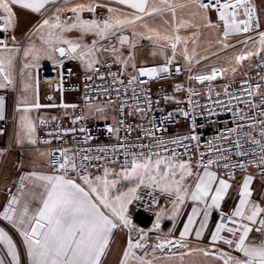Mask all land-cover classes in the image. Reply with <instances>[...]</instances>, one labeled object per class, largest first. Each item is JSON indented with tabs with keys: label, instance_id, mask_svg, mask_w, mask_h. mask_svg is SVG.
I'll list each match as a JSON object with an SVG mask.
<instances>
[{
	"label": "crops",
	"instance_id": "crops-1",
	"mask_svg": "<svg viewBox=\"0 0 264 264\" xmlns=\"http://www.w3.org/2000/svg\"><path fill=\"white\" fill-rule=\"evenodd\" d=\"M130 2H134V0H130ZM168 3L173 6L172 9L166 8L163 13H154L152 16L139 13L136 9L129 7L127 3L120 4L116 0H69L68 3H65V0H55L54 3L47 4L40 13H33L19 7L15 8L17 15L13 20L12 27L8 29L9 35L4 37L0 33V37L4 38V44H0V58L12 61L10 65H5V73L11 83L0 76V83L5 85L0 88V92L8 93L7 97H0L3 100V118L0 120H9L1 138L6 143L14 144L15 147L4 157L6 163L9 162V168L4 169L0 175V213L3 212L4 207L13 197H16L19 202L14 207L22 208L24 204H28L30 209L35 210L40 206L41 194L44 192L43 187H41L43 182L30 177L31 173L35 172L39 175L63 174L62 171H54L48 166V149L33 148L35 144L28 148L36 150V153H29L30 150L23 149L27 137L25 131L27 123L30 122L35 129L32 136L34 140H37L36 126L41 121L66 120L69 110L60 108L59 104L62 101L66 103L75 98L70 94L61 97L54 86L37 84L35 81V67L54 64L59 61L58 52L49 53V45L44 43L49 38L50 30L47 27L38 30L43 19L59 14L61 25L65 27L72 23L78 25L76 28L63 32L60 29L51 30L62 40L81 45L76 53H71L78 55L76 58L78 61L77 72L88 69L89 62L94 64L105 58H112L116 64L121 65L127 74H133L138 67L170 61L194 69L221 67L226 72L227 78L240 79L253 70V56L264 53V45L259 43V38L255 39V42L248 41L245 44L243 43L245 39L238 34L230 35L229 38L223 37L219 26L215 23L213 14L200 9L193 0H168ZM77 4L86 6L85 10L80 12V16L87 11L88 6L103 8L107 13L109 23H112L114 27L101 33L100 29L103 28L101 26L84 30L79 26L80 21L78 20L65 21L64 15L70 12L68 9ZM257 4L261 30L264 31V0H257ZM154 5L164 7L160 4V0H149V7ZM57 8H61L63 11L57 13ZM109 8L114 9V11L109 12ZM173 10L175 15H173ZM136 16H141L142 19L137 20ZM117 20H132L133 22L127 26H116ZM122 28H127L128 31L126 42L121 43L120 38L123 36H118L113 42L105 39L111 32ZM177 36L180 37L179 41L175 39ZM141 42H144V45ZM173 43L176 44L175 50L171 47ZM225 45L230 46L225 47ZM53 47H63L67 50L69 45L54 43ZM258 49L259 51H257ZM249 51L253 55L248 56ZM26 52L27 55H25ZM89 52L91 55L88 54ZM81 53L84 54L83 59ZM238 55H243L246 58L237 63L235 57ZM230 62H234L235 67L230 66ZM21 63L29 67L22 69ZM37 103L40 105L39 108L34 107ZM106 168L110 172H121L115 167ZM104 169L92 173L89 178L94 180L96 176L103 177ZM219 174L231 185L224 200L221 201L220 208L232 206L234 210L239 201L240 187L246 176L252 177L250 182L252 196L250 199L264 206V177H258L251 171L238 174L231 179L220 172ZM68 175L74 178L70 173ZM22 177L25 179H21ZM107 178L109 180L119 179L115 175H109ZM17 179L22 180L23 184L20 188L15 189L13 181ZM76 182L84 186L83 180H76ZM189 184H193V180H189ZM132 187H136V183L119 179L116 188L110 192V196L119 195L121 192L127 193L128 189ZM134 200L128 205L127 212L132 221V230L130 231L128 228L114 230L110 237L109 247L102 257V264H120L128 237L131 236L135 239L141 230L145 231L151 242L160 243L165 239H178L179 232L183 229L184 223L187 222V217L192 208L194 206L202 208V206L194 205L192 201L186 200L183 205H179V213L173 215L174 207L166 210L165 205L162 204L157 213L160 215L159 228H156L157 215L150 218L144 214L135 213L132 209ZM217 210L209 209L207 226L203 229L200 237H196L195 231H192L183 241L185 247L157 249V253L154 254V263L170 264L168 257L174 256L177 252L183 254L184 258L182 257L181 261L175 260L173 264H178V261L179 264H197L206 261L224 264L221 253L240 255L228 245L219 241L216 243L211 241L212 232L218 222ZM203 219V215L197 216V222L192 226L193 229L200 228L199 222ZM255 227H259V225L257 224ZM0 229L7 232L13 243L17 245L18 264H31L23 243V237L20 236L13 223L0 216ZM221 235L230 239L233 238L227 232H222ZM250 241L259 243V232L253 230L250 233ZM146 249H149L148 246ZM205 251L212 254L205 255ZM147 253L150 255L149 250L145 253L142 249L137 255L146 258ZM0 259L5 260V264H11V257L7 256V249L2 244H0ZM138 263L139 261L132 258L128 262V264Z\"/></svg>",
	"mask_w": 264,
	"mask_h": 264
},
{
	"label": "snow or ice",
	"instance_id": "snow-or-ice-1",
	"mask_svg": "<svg viewBox=\"0 0 264 264\" xmlns=\"http://www.w3.org/2000/svg\"><path fill=\"white\" fill-rule=\"evenodd\" d=\"M55 0H0V21H3V27H0V32L7 31L13 25V20L16 17L15 8L30 10L33 13H40L42 9L49 3H54ZM69 0H65L68 3ZM120 4H128L129 7L136 9L139 13L146 16H152L154 13H163L166 8L172 9L173 6L168 3V0H160L161 6L149 7V0H116ZM197 3L200 9L206 12L214 11L217 14L218 20L222 22V35L229 37L234 34H248L253 31L258 32L259 43L264 45V31H258V21L253 23L254 9L248 4V0H193ZM84 4H77L75 7L68 9V11L75 14L76 20L80 21V27L84 30H91L98 28L97 21L80 20V12L85 10ZM241 9L243 10L241 14ZM87 11H94L95 8L88 6ZM63 11L57 8L56 12ZM109 12L114 9L109 8ZM173 15H175L173 10ZM246 17V18H242ZM111 19V18H109ZM137 20L142 19L141 16H136ZM61 17L55 14L51 18L43 19L38 26V30H43L47 27L50 31L48 39L44 41L49 45V53L58 52L61 57L68 53H76L81 47L79 44H73L70 41L62 40L60 36L56 35L54 29H60L61 32L68 31L72 28L78 27L77 24L72 23L67 25L60 24ZM132 20H117L116 26H127L131 24ZM114 25L105 20L101 33L112 29ZM14 39V37H13ZM167 39V37H165ZM176 41L180 37H175ZM121 43L127 41V37L120 38ZM254 41L252 36H248L243 43ZM4 41L0 39V44ZM54 43L68 44L67 53L63 47H53ZM230 45H225L229 47ZM173 50L176 44L171 45ZM259 51V49L257 50ZM91 55V52L88 53ZM27 55V52L25 53ZM248 56L253 55L251 51L247 53ZM84 54L81 53L83 59ZM246 57L238 55L235 57L236 62L239 63ZM12 61L0 58V75L8 83H11L8 75L5 73V65H10ZM93 62H89L88 67L92 68ZM28 67V65H25ZM167 68H152L140 69V76H154L157 72H166ZM235 71V69H233ZM217 69H213L210 75H198L195 77L198 81L213 80L217 76ZM135 80V77L133 78ZM133 80H130L131 84ZM144 83V81H140ZM5 85L0 83V88ZM243 102V101H241ZM249 101V107H251ZM34 107L39 108L37 103ZM75 107V105H73ZM3 100L0 99V119L2 116ZM140 111L141 109H137ZM187 115V114H186ZM241 119H244L243 113L240 114ZM264 115V113H261ZM248 119H252L248 117ZM43 123V121H42ZM256 129L255 122L248 125H238V128ZM26 135L30 142L35 143L31 139L32 133L35 131L31 123L25 125ZM112 131V129H109ZM152 133L146 132L145 135ZM245 135H249L245 133ZM259 135L264 139V120L259 121ZM192 140H197L196 136L191 137ZM221 139H227L222 136ZM250 141L253 145H259L260 140L255 136H250ZM172 143L179 144L185 148V153H178L175 149L170 151L169 155H164L162 152H152L145 154L144 152L129 153L125 150L126 155H131L130 162L126 161L121 166V172H110L108 168L104 169V176H96L94 180L89 176H82L81 170H86V165L81 163L79 166L74 160L65 152L63 162L59 163V169L63 174L56 175H39L35 172L30 174L36 180L43 182L44 192L41 194L40 206L35 210L30 209L28 204H24L22 208L14 207L19 202L16 197L8 201V205L4 207L3 213L0 216L3 219L9 220L16 227L20 236L23 237V243L27 249V255L30 258L31 264H102V257L106 249L109 247L110 237L114 230L118 228H128L132 230V221L129 219L128 205L133 199L139 198L137 191L141 186L159 190L161 193L174 197L173 207L176 215L179 213V205H183L186 200H190L194 205L191 213L187 217V222L184 223L183 229L179 232V238L175 240L165 239L160 243L154 245L157 249L165 247H185L183 241L188 235L195 231L196 237L202 235L203 229L207 226V217L209 209H220L221 201L224 200L225 194L231 187L228 180L224 179L218 171H213L211 168L215 165L217 169L224 168L231 171L232 168L239 167L244 169L243 163L229 164L227 161L229 157L227 150L217 149L219 155L216 159L208 158L205 160L203 154L193 162L191 158L188 160L181 159L182 155H187V145H184L180 139L173 140ZM209 145L214 142L209 141ZM129 148L134 146H128ZM141 148L148 147L141 145ZM162 149L163 152H168V148L163 141H158L154 146ZM234 148L237 149L235 155L243 156L245 151L242 143L237 140L234 143ZM93 159L89 156H82V161H90ZM223 160L225 163L221 164ZM261 163L264 164V155L261 156ZM76 171L77 176H80L84 181V186L77 183L74 178L68 175L69 171ZM109 175H115L119 179L127 180L136 183V187L128 189L127 193L121 192L119 195L110 196V192L116 188L119 179L109 180ZM21 179H25L22 177ZM231 179V177H230ZM189 180H193V184H189ZM251 176H246L243 184L239 190V201L230 214L221 212V219L216 223L215 230L212 232L211 241H217L233 248L236 253L240 255L234 256L229 253H221V258L224 264H264V240L259 243L250 241V233L255 230L264 233V206L252 201L250 198L252 192L250 190ZM151 195V193H150ZM210 201V202H209ZM203 215L200 228L193 229V225L197 222L196 217ZM160 215L157 214L156 228H159ZM259 227H255V225ZM222 232L231 234L233 238L222 236ZM147 239V234H141L135 240L129 236L126 242V247L123 251L120 264H128L129 259L139 261V264H150L145 261L143 256L137 255L135 249H144L147 252L146 246L141 241ZM0 244L7 249V256L11 257V264H18L17 259V245L7 232L0 229ZM205 255L212 253L205 251ZM0 264H5V260L0 259Z\"/></svg>",
	"mask_w": 264,
	"mask_h": 264
},
{
	"label": "built area",
	"instance_id": "built-area-1",
	"mask_svg": "<svg viewBox=\"0 0 264 264\" xmlns=\"http://www.w3.org/2000/svg\"><path fill=\"white\" fill-rule=\"evenodd\" d=\"M248 4L254 9L253 23L258 21V31H262L257 0H248ZM94 8V11H86L81 15L80 20H95L103 27L104 21L108 20L107 13L103 8ZM242 12L241 9V14ZM211 13L222 35V22L214 11ZM64 20L75 21V14L67 12ZM3 23L0 21V27H3ZM0 33L6 37L9 30ZM238 35L245 40L248 36H252L254 40L259 38L257 31ZM118 36L127 37V28L111 32L105 39L113 42ZM0 39L4 41V38ZM141 44L144 45V42ZM77 56L71 53L63 57L59 55L58 62L34 68L37 84L54 86L61 97L65 94L75 97L59 104L60 108L69 110L66 120L41 121L36 126L37 141L33 148L49 150L48 166L52 170L62 171L58 162H63L65 152L77 166L81 163L86 165V170H81L82 176H90L106 167L121 170V166L132 159L131 155L125 154L126 149L129 153L147 154L151 150L164 155H169L175 149L183 154L185 148L172 143L173 140L180 139L188 146V154L182 155L181 159L191 158L195 162L201 154L205 160L216 159L219 155L217 149H230L227 152V162L230 165L243 163L244 169L236 167L228 171L222 167L217 169L215 165L211 169L227 177L250 171L258 177H264V164L261 163L264 139L259 135V121L264 120V115H261L264 113V53L253 56V70L240 79L227 78L221 67L194 69L170 61L138 67L133 74H127L112 58H105L94 63L92 68L77 72ZM20 66L25 68L24 63ZM152 68H167V71L157 72L152 77L139 75L140 69ZM213 69L218 70L215 79L203 82L195 79L198 75H210ZM130 80H133L131 84ZM7 96V92H0V97ZM241 113L244 119H241ZM103 116L105 118L100 119ZM8 122L9 120H0V134L4 132ZM253 122L257 124L255 130L238 128V125L246 126ZM146 132L152 134L145 135ZM245 133L255 136L261 143L253 145L250 136ZM192 136L198 139L192 140ZM222 136L227 139H221ZM237 140L243 145L246 153L243 156L235 155L237 149L234 148V143ZM158 141H163L169 151L163 152L154 147ZM209 141L214 143L209 145ZM130 145L134 147L129 148ZM141 145L148 147L141 148ZM82 156L93 159L82 161ZM220 163L225 161L221 160ZM69 173L76 180L82 181L76 171L70 170ZM22 184L20 179L13 181L15 189ZM137 196L139 198L132 205L133 211L150 218L157 215L160 205H165L166 210L173 206V196L153 188L141 186ZM231 211L232 206L218 209L217 220L221 219V212L230 214ZM140 234L141 231L135 239ZM259 240H264V233L259 232ZM141 243L145 246L157 244L156 241L151 242L148 235Z\"/></svg>",
	"mask_w": 264,
	"mask_h": 264
},
{
	"label": "rangeland",
	"instance_id": "rangeland-1",
	"mask_svg": "<svg viewBox=\"0 0 264 264\" xmlns=\"http://www.w3.org/2000/svg\"><path fill=\"white\" fill-rule=\"evenodd\" d=\"M230 66H233V67H235V63L234 62H230ZM224 73H226L225 71H224ZM233 79V78H232ZM103 118H105V116H103V117H101L100 119H103ZM10 132V131H9ZM3 135H2V133L0 134V175H1V172L5 169V170H7L8 168H9V162L8 163H6V160H5V156H6V154L8 153V152H11V151H13L14 149H15V147H14V144H10V143H6L4 140H3V138H1ZM31 139H33L34 140V138H33V136L31 135ZM25 143H24V150H30L28 147L30 146V145H34V144H36V139H35V143H32V142H30V139H29V137L27 136L26 138H25ZM29 153H36L37 151L36 150H30V151H28ZM148 250L150 251V255L147 253V255L148 256H146V258H144V260L145 261H149L150 262V264H155L154 263V254H156L157 253V248H155L154 246H152V245H148ZM140 250H142V249H135L134 251L137 253V254H139V252H140ZM147 250V251H148ZM178 253V252H177ZM175 254L174 256H172V257H168L169 258V260H168V262L170 263V264H173L174 262H175V260H179V261H181L184 257H183V254H181V253H178V254ZM183 257V258H182ZM217 260H220V259H218V258H216ZM177 262L178 264L180 263V262ZM160 263V262H159ZM139 264V263H138ZM158 264V263H157ZM162 264V263H161ZM197 264H215L214 262H211V261H206V262H201V263H197Z\"/></svg>",
	"mask_w": 264,
	"mask_h": 264
},
{
	"label": "water",
	"instance_id": "water-1",
	"mask_svg": "<svg viewBox=\"0 0 264 264\" xmlns=\"http://www.w3.org/2000/svg\"><path fill=\"white\" fill-rule=\"evenodd\" d=\"M3 78V75H0ZM4 79V78H3Z\"/></svg>",
	"mask_w": 264,
	"mask_h": 264
}]
</instances>
